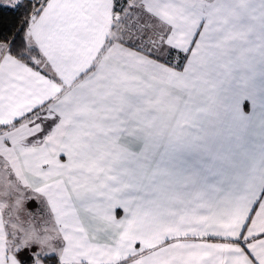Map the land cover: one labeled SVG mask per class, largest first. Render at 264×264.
Segmentation results:
<instances>
[{
	"label": "snow or ice",
	"instance_id": "6c2138e0",
	"mask_svg": "<svg viewBox=\"0 0 264 264\" xmlns=\"http://www.w3.org/2000/svg\"><path fill=\"white\" fill-rule=\"evenodd\" d=\"M0 264H264V0H0Z\"/></svg>",
	"mask_w": 264,
	"mask_h": 264
}]
</instances>
